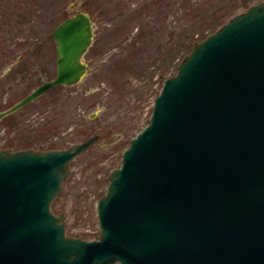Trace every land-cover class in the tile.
<instances>
[{
    "label": "water",
    "instance_id": "95a60500",
    "mask_svg": "<svg viewBox=\"0 0 264 264\" xmlns=\"http://www.w3.org/2000/svg\"><path fill=\"white\" fill-rule=\"evenodd\" d=\"M57 26V76L82 81L93 23ZM156 97L97 204L99 240L67 235L52 212L70 163L64 150H0V264H264V2L196 43Z\"/></svg>",
    "mask_w": 264,
    "mask_h": 264
},
{
    "label": "rangeland",
    "instance_id": "374dc122",
    "mask_svg": "<svg viewBox=\"0 0 264 264\" xmlns=\"http://www.w3.org/2000/svg\"><path fill=\"white\" fill-rule=\"evenodd\" d=\"M21 1L19 8L0 6V47L42 49L37 64H50V77L56 73L57 48L51 34L59 23L87 13L94 39L83 58L88 71L81 82L66 90L56 88L0 122V150L35 149L26 139L37 138L39 132L40 138L51 136L52 150L97 135L98 140L71 161L52 212L65 216L69 236L99 240L97 204L107 193L108 177L121 166L130 141L150 123L166 79L177 74L196 43L264 0H12ZM31 61L25 63L30 66ZM42 76L0 88V109L21 100ZM21 116L23 126L12 125Z\"/></svg>",
    "mask_w": 264,
    "mask_h": 264
},
{
    "label": "flooded vegetation",
    "instance_id": "af4514ba",
    "mask_svg": "<svg viewBox=\"0 0 264 264\" xmlns=\"http://www.w3.org/2000/svg\"><path fill=\"white\" fill-rule=\"evenodd\" d=\"M23 3H24V1L16 3V2H12V0H1L0 1V6L5 8L6 6L16 5L19 8ZM20 23L23 24L24 21L23 22L20 21ZM7 25H9V24H7ZM29 31H30V29H29ZM0 34H1V32H0ZM41 51H42V49H39V48H20V49H16V48H1L0 47V88L3 87V88H6V89H9V85L11 86L13 83L19 82L20 78L24 79V80L30 79L31 82H33V79L39 73L44 75V76H42V78L37 80V82H38L37 85L34 86L33 89L26 96L21 98V100H19L18 102H15L14 104H12L7 109H3V110L0 109V113L9 112L10 109H12L14 106L19 104L21 101L25 100V98H27L28 96L32 95V93L35 92L37 89H39V87H42V86L50 83L51 81H53L56 78V76H57V66L56 65H57V60H58V56H57L58 55V49L56 48L53 51V53H54L53 56H54V59H55V66H56V73H55V75L53 77H50L51 76V73L49 71L50 70V64H48V65L37 64V62L40 63V59H41L40 58V52ZM27 59L32 60L30 66H28V64L25 63V61ZM48 67H49V70H48V74H47V69L46 68H48ZM45 79H47V80H45ZM5 84H8V85H5ZM62 87L66 90V88H68L69 86H67V85L55 86V87L49 89L44 94L40 95L39 97H36V99L33 100L32 102L36 101L37 99H39L41 97H44L48 93H51V92L55 91L56 88L57 89H61ZM8 92H9V90H8ZM32 102H30L29 104H31ZM29 104H27L24 107H22V109L20 108L19 110L15 111L13 113L7 114L5 117L2 118V120L6 119V118H8V117H10L12 115L17 116L23 110V108H25ZM20 119H22V116L17 118L13 122L12 125L15 124L17 126H23V120L21 121ZM43 119L46 122V119H47L46 116L43 117ZM2 120H0V122ZM48 124L49 123H47L45 125H48ZM34 126H35V124H34ZM34 126H32V127H34ZM21 129L22 128H17L15 130H19L20 131ZM31 131H32V134L37 132V131H34V129L31 130ZM23 132H24V130H23ZM39 133L41 134L43 132H39ZM39 133H38V135H36L37 138H35L34 137L35 135H34V136H31L28 139H26V143H29L30 145L33 144V145L36 146V148H35L36 151H37V148L38 149H43V148L45 149L52 142V140H51L52 138H51L50 135H48V134L47 135H42V137L40 138L39 137V135H40ZM49 133L50 134L52 133L51 130L49 131ZM21 141L23 143L25 140L21 139ZM28 149H30V148H28ZM35 149H33V150H35ZM3 150H6V149H3ZM24 150H26V149H24ZM7 151L12 152L9 149H7Z\"/></svg>",
    "mask_w": 264,
    "mask_h": 264
},
{
    "label": "trees",
    "instance_id": "16d2710c",
    "mask_svg": "<svg viewBox=\"0 0 264 264\" xmlns=\"http://www.w3.org/2000/svg\"><path fill=\"white\" fill-rule=\"evenodd\" d=\"M215 29H217L216 27L213 29V31H215ZM211 34H213V33H211ZM210 34V35H211ZM189 55V54H188ZM166 71V70H165ZM44 149V148H43ZM45 149H47V150H52V149H54V146H51V144L48 146V148H45ZM44 149V150H45Z\"/></svg>",
    "mask_w": 264,
    "mask_h": 264
}]
</instances>
